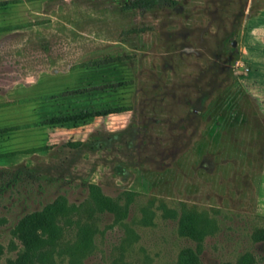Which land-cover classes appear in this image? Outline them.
<instances>
[{"label":"rangeland","instance_id":"obj_1","mask_svg":"<svg viewBox=\"0 0 264 264\" xmlns=\"http://www.w3.org/2000/svg\"><path fill=\"white\" fill-rule=\"evenodd\" d=\"M0 264H264V0H0Z\"/></svg>","mask_w":264,"mask_h":264},{"label":"trees","instance_id":"obj_2","mask_svg":"<svg viewBox=\"0 0 264 264\" xmlns=\"http://www.w3.org/2000/svg\"><path fill=\"white\" fill-rule=\"evenodd\" d=\"M163 208H165V206L163 205ZM208 219L207 218H203V217H199V219H194L191 221L190 225L191 227H193L194 229L199 230L200 228H202L203 226H207Z\"/></svg>","mask_w":264,"mask_h":264}]
</instances>
